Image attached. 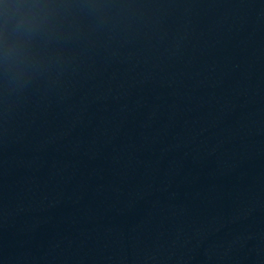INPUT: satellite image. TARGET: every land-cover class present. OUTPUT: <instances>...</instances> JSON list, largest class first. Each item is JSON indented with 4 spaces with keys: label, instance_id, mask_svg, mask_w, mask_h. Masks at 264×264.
Returning <instances> with one entry per match:
<instances>
[{
    "label": "water",
    "instance_id": "1",
    "mask_svg": "<svg viewBox=\"0 0 264 264\" xmlns=\"http://www.w3.org/2000/svg\"><path fill=\"white\" fill-rule=\"evenodd\" d=\"M0 264H264V0H0Z\"/></svg>",
    "mask_w": 264,
    "mask_h": 264
}]
</instances>
